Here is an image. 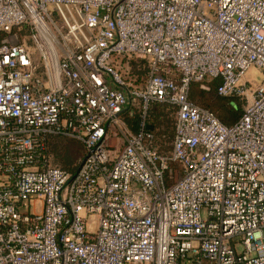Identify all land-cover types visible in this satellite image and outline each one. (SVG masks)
<instances>
[{"label": "built area", "instance_id": "obj_1", "mask_svg": "<svg viewBox=\"0 0 264 264\" xmlns=\"http://www.w3.org/2000/svg\"><path fill=\"white\" fill-rule=\"evenodd\" d=\"M209 81L230 126L188 98ZM49 136L83 145L75 173ZM0 264H264V0H0Z\"/></svg>", "mask_w": 264, "mask_h": 264}, {"label": "trees", "instance_id": "obj_2", "mask_svg": "<svg viewBox=\"0 0 264 264\" xmlns=\"http://www.w3.org/2000/svg\"><path fill=\"white\" fill-rule=\"evenodd\" d=\"M148 74L146 62L140 58H134L129 62V76L135 83L143 82ZM217 81H209L203 84L192 83L189 88L188 98L194 104L209 110L222 124L230 126L235 123L242 113L243 102L235 97H220L216 95ZM175 109L165 104L153 103L148 106L146 123L152 134L151 145L158 155L167 156L171 152L174 136ZM172 115L173 118L170 116ZM121 118L132 131H137L139 112L136 108H130L121 113ZM53 156V165L69 173H75L78 163L85 155L81 143L59 136H49L46 139V156ZM79 161L76 162V159Z\"/></svg>", "mask_w": 264, "mask_h": 264}, {"label": "rangeland", "instance_id": "obj_3", "mask_svg": "<svg viewBox=\"0 0 264 264\" xmlns=\"http://www.w3.org/2000/svg\"><path fill=\"white\" fill-rule=\"evenodd\" d=\"M247 77L249 78V77H253L255 80H256V82H258V81H260L261 79H262V75L261 74H257V73H255V74H252V73H249L248 75H247ZM172 118H173V116L172 115H170ZM77 161H79V158L78 159H76V162ZM50 163H52L53 165H56L55 163H53V156L52 155H50Z\"/></svg>", "mask_w": 264, "mask_h": 264}, {"label": "water", "instance_id": "obj_4", "mask_svg": "<svg viewBox=\"0 0 264 264\" xmlns=\"http://www.w3.org/2000/svg\"><path fill=\"white\" fill-rule=\"evenodd\" d=\"M150 130V129H149Z\"/></svg>", "mask_w": 264, "mask_h": 264}]
</instances>
